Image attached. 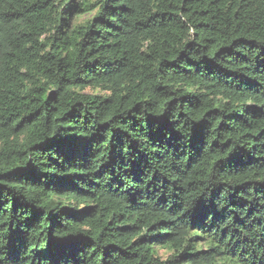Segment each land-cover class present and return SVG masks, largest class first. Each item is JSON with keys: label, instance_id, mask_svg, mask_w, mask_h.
Returning <instances> with one entry per match:
<instances>
[{"label": "trees", "instance_id": "16d2710c", "mask_svg": "<svg viewBox=\"0 0 264 264\" xmlns=\"http://www.w3.org/2000/svg\"><path fill=\"white\" fill-rule=\"evenodd\" d=\"M0 264H264V0H0Z\"/></svg>", "mask_w": 264, "mask_h": 264}, {"label": "rangeland", "instance_id": "374dc122", "mask_svg": "<svg viewBox=\"0 0 264 264\" xmlns=\"http://www.w3.org/2000/svg\"><path fill=\"white\" fill-rule=\"evenodd\" d=\"M88 18H90V16L82 17V18H80L78 21L83 22L84 20H86V19H88ZM161 254L164 255V257H166V253H165L164 251H161Z\"/></svg>", "mask_w": 264, "mask_h": 264}]
</instances>
